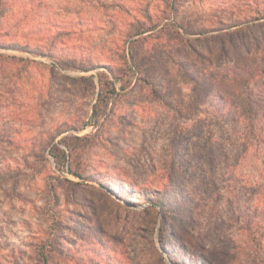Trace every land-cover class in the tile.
Here are the masks:
<instances>
[{
    "label": "rangeland",
    "instance_id": "374dc122",
    "mask_svg": "<svg viewBox=\"0 0 264 264\" xmlns=\"http://www.w3.org/2000/svg\"><path fill=\"white\" fill-rule=\"evenodd\" d=\"M256 2L0 0V264H264V29L214 36Z\"/></svg>",
    "mask_w": 264,
    "mask_h": 264
},
{
    "label": "trees",
    "instance_id": "16d2710c",
    "mask_svg": "<svg viewBox=\"0 0 264 264\" xmlns=\"http://www.w3.org/2000/svg\"><path fill=\"white\" fill-rule=\"evenodd\" d=\"M255 6V12L254 16L247 18L246 21H243L241 23H235V24H230L227 25L226 27L221 28L222 29H227L223 33H216L214 36L223 39L224 37H230V39L234 40L235 38H241L245 39L249 34L252 33L257 27L259 30L264 29V7H261L258 5V2H256ZM146 27H137L136 28V34H144L148 31ZM133 34V33H132ZM260 63L255 61V64L257 67H253V71H255V75H253L254 72H251V78L258 79L264 77V56L261 57ZM61 64L64 66L65 63L61 62ZM112 70V69H111ZM212 83H216L215 79L211 78ZM263 91V89L259 88H253L251 91H248V108H247V113L248 115L246 118L248 119V126L247 129L245 128V138L247 140L252 141L254 137H259L262 135L264 132V128L259 126L258 121L260 118L262 119V116L264 115V110H262L260 101H264V94L260 93ZM256 98V99H254ZM260 130V131H259ZM263 131V132H262ZM244 137V133H243ZM67 138L64 139V141L67 143V146L69 149H71V145L66 141ZM63 154L65 155V152L63 151ZM66 157V155H65ZM2 168H0V171ZM77 176H82L78 172H74ZM181 199V196L179 192L174 189V188H163L161 190L157 189L154 192H152L149 195V200H153L157 205H159V208L163 211V222L161 225V234L166 235V241L169 242L170 237H174L173 233V227H172V219H174L176 216L175 215V209H174V204L177 201L173 200H179ZM173 215V216H172ZM249 228L252 230V223L250 224ZM258 230H255L254 232H257ZM256 235V234H255ZM258 236V235H257ZM164 237L161 235V241L165 243L166 241L163 240ZM257 245L259 247V251L262 252L264 249V243L262 242L263 239L260 237H257ZM163 247L166 250H170L169 247H172V245H169V247H166V245L163 244ZM264 251V250H263ZM264 254V252H263ZM169 255L172 257L169 251ZM174 256L176 258H182L183 264H214L212 261H207L203 259V255L197 253V252H189L187 255H183L181 251H175ZM41 257H42V263L43 264H50L52 261V254L49 253L48 251L45 252L44 250L41 251Z\"/></svg>",
    "mask_w": 264,
    "mask_h": 264
}]
</instances>
